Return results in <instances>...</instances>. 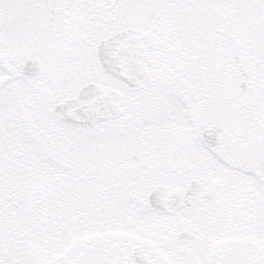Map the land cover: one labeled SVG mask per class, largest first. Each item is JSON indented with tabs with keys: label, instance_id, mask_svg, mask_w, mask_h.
<instances>
[{
	"label": "snow or ice",
	"instance_id": "snow-or-ice-1",
	"mask_svg": "<svg viewBox=\"0 0 264 264\" xmlns=\"http://www.w3.org/2000/svg\"><path fill=\"white\" fill-rule=\"evenodd\" d=\"M0 264H264V0H0Z\"/></svg>",
	"mask_w": 264,
	"mask_h": 264
}]
</instances>
